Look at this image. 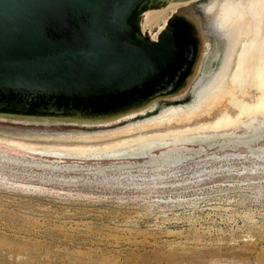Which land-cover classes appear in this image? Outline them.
Masks as SVG:
<instances>
[{
    "label": "rangeland",
    "instance_id": "1",
    "mask_svg": "<svg viewBox=\"0 0 264 264\" xmlns=\"http://www.w3.org/2000/svg\"><path fill=\"white\" fill-rule=\"evenodd\" d=\"M148 9L153 39L176 8ZM127 123L0 117V264H264V110L178 145H115Z\"/></svg>",
    "mask_w": 264,
    "mask_h": 264
},
{
    "label": "water",
    "instance_id": "2",
    "mask_svg": "<svg viewBox=\"0 0 264 264\" xmlns=\"http://www.w3.org/2000/svg\"><path fill=\"white\" fill-rule=\"evenodd\" d=\"M156 1L0 0V95L98 102L96 109L111 110L168 86L178 70L174 83L190 46L176 27L153 41L132 24L140 5Z\"/></svg>",
    "mask_w": 264,
    "mask_h": 264
},
{
    "label": "bare ground",
    "instance_id": "3",
    "mask_svg": "<svg viewBox=\"0 0 264 264\" xmlns=\"http://www.w3.org/2000/svg\"><path fill=\"white\" fill-rule=\"evenodd\" d=\"M191 4L201 8L206 26L201 16L187 13L186 8ZM148 6L151 9L145 13L143 23L146 31L176 8L172 20L166 19L159 33H151L153 41H159L165 30L176 27V32L190 46L188 64L174 83L172 78L178 70L167 79L168 86L138 93L111 110L96 109L98 102L90 105L0 95V116L8 113L28 119L55 118L96 125L128 121L109 133L130 134L115 145L140 140L139 146L146 148L153 144L166 145L170 138L178 145L180 137L198 131L222 130L238 124L246 115L264 110V60L261 64L264 26L256 24L257 18L264 19V0H159ZM139 8L146 7L142 4ZM257 8L261 14L256 12ZM206 34L212 41V50ZM214 114L217 115L211 117ZM134 132L138 134L136 137ZM73 145L63 150L79 148L77 143ZM97 146L105 147L108 143Z\"/></svg>",
    "mask_w": 264,
    "mask_h": 264
},
{
    "label": "flooded vegetation",
    "instance_id": "4",
    "mask_svg": "<svg viewBox=\"0 0 264 264\" xmlns=\"http://www.w3.org/2000/svg\"><path fill=\"white\" fill-rule=\"evenodd\" d=\"M258 11V12H257ZM256 12L258 13V14H261V12H260V10L257 8L256 9ZM256 24H257V26L259 27V26H264V19H262V18H257V20H256Z\"/></svg>",
    "mask_w": 264,
    "mask_h": 264
}]
</instances>
